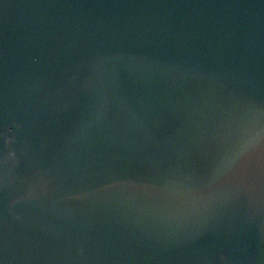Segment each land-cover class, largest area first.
I'll use <instances>...</instances> for the list:
<instances>
[{
    "label": "water",
    "instance_id": "1",
    "mask_svg": "<svg viewBox=\"0 0 264 264\" xmlns=\"http://www.w3.org/2000/svg\"><path fill=\"white\" fill-rule=\"evenodd\" d=\"M264 102V0H0V264H264L259 176L187 219L186 178L235 98Z\"/></svg>",
    "mask_w": 264,
    "mask_h": 264
},
{
    "label": "snow or ice",
    "instance_id": "2",
    "mask_svg": "<svg viewBox=\"0 0 264 264\" xmlns=\"http://www.w3.org/2000/svg\"><path fill=\"white\" fill-rule=\"evenodd\" d=\"M257 174L264 198V102L257 105L242 94L234 99L207 150L191 155L185 179L161 169L137 183L162 214L187 219L240 198Z\"/></svg>",
    "mask_w": 264,
    "mask_h": 264
}]
</instances>
